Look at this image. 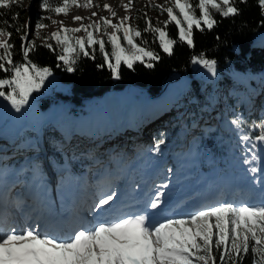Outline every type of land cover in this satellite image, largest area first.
I'll return each mask as SVG.
<instances>
[{"label": "snow or ice", "instance_id": "1", "mask_svg": "<svg viewBox=\"0 0 264 264\" xmlns=\"http://www.w3.org/2000/svg\"><path fill=\"white\" fill-rule=\"evenodd\" d=\"M19 3L22 0H0V12ZM234 3L235 0H171V6L168 7L151 5L166 12L169 19L163 26H154L145 13L143 31L156 36L163 52L172 55L173 46L177 43L186 42L187 46L194 47V27L201 31L205 30L203 26L212 29L217 23L214 14L223 17L238 15L240 10ZM258 4L264 12V0H258ZM62 5L51 8L49 0H41L40 7L65 16L69 14L70 5L77 8L99 7L92 0H85L83 4L80 0H62ZM102 7L111 12L113 18L117 16L111 5L105 3ZM122 7L126 12L131 11L133 0H128ZM97 16L98 12L92 11L87 24L84 23V17L73 16V22H80V27H68L61 20L60 29L53 31L48 37L60 48L57 59L67 66L68 72L74 71V65L81 56L95 59L97 53L103 60L98 66L103 67L106 63L117 79L120 78L122 63L131 69L135 62L160 59L156 52L137 42L136 38L142 36V31L127 24L133 17L126 15L118 23H113L106 16L97 21L94 19ZM48 19L51 20V17ZM51 23L56 24L57 21L51 20ZM0 24L5 25L0 26V98L19 112L29 104L32 94L45 86L52 70L38 66L29 59L34 43H22V59L15 61L14 46L10 42L13 33L7 31V21L0 20ZM169 24L178 29V40L169 38V33L165 30ZM47 26L42 21L35 25L37 29ZM22 27L27 29L31 24L29 22ZM109 28L115 31L108 32ZM82 30L87 34L86 38L75 35ZM15 31L19 32L21 28H16ZM101 32L104 36L98 38L95 34ZM5 36L9 39H5ZM105 36L111 44L110 51H106ZM121 38L126 41L127 46L122 45ZM20 40L28 41L27 33L20 36ZM46 47L55 51L52 43H47ZM192 62L203 65L215 76V60L206 59L201 54L193 57ZM147 66L152 67L153 64L149 62ZM230 124L236 130L242 146L251 143V147L247 148L252 153L251 159L246 157L244 163L259 161L261 158L254 152L257 145L251 140L249 132L245 131L243 118L237 115ZM251 128L261 130L256 140L264 144V120L259 125L253 123L249 131ZM162 143L163 139L157 143V152ZM249 171L257 173L261 171V165L257 163ZM162 195L163 193H159L148 207L156 209ZM115 199L114 191L101 195L93 212L110 206V202ZM249 253L254 254V264H264V205L207 206L186 217L169 218L164 222L156 221L143 213L111 220H98L94 217L89 226L75 229L66 238L42 233L37 226L0 227V264H242Z\"/></svg>", "mask_w": 264, "mask_h": 264}, {"label": "rangeland", "instance_id": "2", "mask_svg": "<svg viewBox=\"0 0 264 264\" xmlns=\"http://www.w3.org/2000/svg\"><path fill=\"white\" fill-rule=\"evenodd\" d=\"M84 2L85 0H80L81 4ZM127 2L128 0H92L94 5H99V7L94 8H77L76 6L70 5L69 14L67 16L64 14H55L51 17V20H56L57 23L63 20L64 25L68 27H80V22H73V16L80 15L84 17V23L87 24L89 22L88 17L91 16L92 11H97L98 16L94 18L95 20L99 21L100 17L106 16L109 19H112L113 23H118L121 17L130 15L133 17V19L128 21L127 24L137 28V25L135 24L137 16H144L145 13L147 14V17L153 19V21L159 24V26H163L164 22L168 21L169 19L166 12L161 11L159 7H152L151 5H163L164 7H168L171 6V0H133V7L131 11L126 12L122 7V4ZM105 3L111 5L113 10L119 8V13H117L115 18L112 17L111 12L103 9L102 6ZM37 5L38 4L36 0H26L25 6L29 11L38 8ZM48 20L49 23L46 24L48 25L46 28L37 29L33 25L31 26L32 29L28 35V41L30 43L55 42L54 40H49L48 37L53 31L59 30L61 26L59 24L58 27H56L57 23L52 24L51 20ZM165 30L168 31L167 28ZM112 31L115 30L111 28L108 29V32ZM75 35L86 38L87 34L82 30ZM95 35L99 38L104 36V33L101 32ZM4 38L7 39V36ZM104 38L106 40V36ZM122 40L123 39L121 38V42ZM236 75L238 78L237 81L231 84L224 83L220 86L218 83L220 82V75L216 72L215 76H213L210 70H208L207 79L212 82L214 86V90L212 92L213 98L210 100L209 107L206 106L200 109L198 116L195 117L192 111L188 110L186 107V100L184 99L185 85L181 81L167 85L165 92L156 99L146 96L140 89H135L128 94V106L125 109H119L117 106V96L111 95L103 99H93L89 104V114L87 116L73 117L65 114L61 115L62 109L55 108L52 115L46 116L44 118V122H40L37 116L39 111L36 103L37 97L31 96L29 98V104L22 108L23 111L21 109L19 112L12 108L9 102L0 103V175L3 172V162H5L8 157H13L16 154L14 147H17L18 144L16 141L11 142V138L18 137L23 128L32 127L35 128V130H38L37 137L39 143L41 139L42 127L48 126L49 130L57 133L60 137L59 140L55 141L57 150L65 151L71 149L73 146H81L87 150V153L85 154L87 160L79 166L82 169V172L79 174L75 173L77 176L82 173L89 172L90 176L93 178L94 175L100 176V174L105 171L109 172L103 173L104 176H100V178L97 179L100 184H104L109 178L116 180L117 176L120 175L117 170L119 167L124 166L122 156H118L113 164H110V162L112 163L113 160L111 153L114 148L116 146L121 148L124 146L122 144V142H124V136V138L127 140L125 142H128L127 144L129 147L131 146L125 151V159L129 161L131 160V157L133 158L143 155L141 158V160H143L142 164H132L131 161L130 163L125 164V168L128 170L127 174H130V180L131 175L136 177L140 171V177H143L146 181L142 182L141 184L137 183V186H133V182L131 180L129 184L130 186L127 185V188L131 187V189L135 191V195L138 197L147 196L146 191L148 190L149 193L152 192L153 194H156V192L163 193L162 197H164V195H174L178 192L185 191L188 186L190 188L194 185H188L189 183H193V181L197 182V179L199 180L202 177L204 178V181L209 182L210 176H212V174L218 175V173L219 175L217 180L220 181L218 183L219 186H221L220 184L222 182H227L230 180L240 182H244L245 180L249 181V179L255 175V173H251L249 171V168L255 166L257 163L260 165L261 163H264V144H261V142L256 139L252 140L257 145V147L254 149V152L261 159L259 161H253L252 164H245V158L247 157L251 159L252 156V153L247 151V148L251 147V143H248L244 146L241 145L239 136L236 130L230 124V121L237 115L244 119V117L248 114L252 115L256 112V99L259 98L258 94L260 97L262 94H264V83L258 81L256 84L257 92H253L252 90H247L243 87V81L241 79L242 77L252 79V77L246 75L244 76L240 72H236ZM46 81L48 84H51L49 79ZM231 98L233 99V104L230 101ZM169 103L176 104L174 112L176 117L174 114L167 113V107ZM138 104H141L142 106L143 116L145 119V121L143 120L145 126L143 125L144 127L142 130L134 129L136 127L135 107ZM13 116H18L20 119L17 120L16 123H11L10 118ZM191 119L193 120L190 122V124H187V121ZM96 121L99 122L100 130L108 125L109 129H111L109 136L112 138V140L108 141L107 139H109V137L104 136H101L97 139L93 138V126L95 125ZM260 123V121L255 122L257 125ZM125 125L126 128H124ZM117 126H120V131L123 132L121 135L123 136H120L118 132L113 133ZM176 126L181 127L183 132L173 137L168 143L167 146L173 147V150H166L163 154H158L154 148L153 138L156 137L158 131L167 132ZM216 128L220 129V131L224 133L225 136H230V139H233L230 141L233 144V150H230L223 158H217L213 162V164L216 165L215 168H210L209 170L202 172V163L204 160L200 158L201 156L198 153L197 134L201 130L209 131ZM254 131L260 134L261 130L259 128H254ZM115 135L119 136L121 139L115 138ZM98 151L105 153L106 157L104 158V161H98L95 159V154ZM121 154L122 149L120 150V155ZM38 158H41V161L38 163L43 166H47L46 163L48 162L49 166H47V168L49 170H51L50 168L54 169L56 174L72 173L70 170L59 171L54 166V159L51 158L50 155L45 158L43 153H39ZM46 166L43 167L44 170L42 171L39 169V166L36 164V162L31 159L29 160L28 158H24L23 162L18 168L13 170L10 169L11 171H9V173L5 176L19 175V180L26 181L29 180L30 175H34L33 179H36L39 173H44ZM98 168H102V171L98 172ZM220 171L225 174H220ZM261 176L262 177L260 179H263L264 175H262V172ZM84 179H88L89 182L92 181L89 178ZM97 180L95 184H98ZM153 180L154 183L152 182L153 184H151V181ZM109 184L114 186L115 182L111 181ZM211 184L212 183L210 182V185ZM218 184L216 186L217 188H220ZM261 184H264V182H260V185ZM257 185L259 186V184L256 183V185L253 187L254 190L257 189ZM138 186L141 187L142 190H139ZM99 189L102 190L101 186ZM231 190H233V187L230 189L228 188V195L232 197L231 199L237 201L239 197L235 194L234 196H231ZM234 190L240 192V190L236 188H234ZM187 191L193 192L191 189ZM199 198L204 200V197L199 196ZM224 198L227 200L225 196ZM167 199L169 198L167 197L166 200ZM222 204L237 206L221 200L214 206H219ZM88 215V220L92 221V217L94 216H92L90 213H88ZM169 218L180 217L170 216ZM23 223L29 222L28 220H24ZM25 227H28V225Z\"/></svg>", "mask_w": 264, "mask_h": 264}, {"label": "trees", "instance_id": "3", "mask_svg": "<svg viewBox=\"0 0 264 264\" xmlns=\"http://www.w3.org/2000/svg\"><path fill=\"white\" fill-rule=\"evenodd\" d=\"M38 8L28 10L25 6L26 0L22 3L15 4L11 8L4 9L0 12V20L7 21V31H11L13 35L10 42L14 46V60L21 61L22 59V43L27 45L29 41H21L20 36L27 33L29 35L30 28L22 26L30 22L31 26L38 22L45 24L49 23L48 17L54 16L51 10H43L41 0H36ZM194 2V0H190ZM50 7L63 6L62 0H49ZM234 6L240 12L238 15L223 17L220 14H214V19L217 23L212 29L204 31L194 27L193 42L194 47L177 43L173 46L172 55L164 53L159 47V41L156 36L150 32H144L145 19L139 15L136 18L135 24L142 31V36L136 38L141 46L147 47L156 52L160 59L154 61H145V63L135 62L130 69L125 64H121L120 78L117 79L107 67L105 63L103 67H99L103 60L97 53L95 59L83 57L74 65V71L68 72L67 66L62 61L57 59V54L60 48L52 43L55 51L46 47L47 43L33 42L35 47L29 53L31 59L38 66L49 67L52 70V75L48 78L51 84L45 81V86L35 92L32 96L37 97L36 103L39 108L38 118L40 122H44L46 116H50L55 108L63 110V114L73 117H84L89 114V104L93 99H103L111 95H116L119 109L127 108L128 94L135 89H140L144 94L152 99L159 98L166 89V86L174 82L181 81L185 85L184 99L186 107L191 110L195 116H198L200 109L209 107L212 92L214 90L213 83L207 79L208 70L203 65L194 64L193 57L203 54L204 58L216 61V72L220 75L219 85L224 83L231 84L237 81L236 72L242 73L244 76H251L252 79L242 77L243 87L247 90L257 92L256 84L264 83V12H262L258 0H235ZM199 15V13H197ZM151 19V18H150ZM153 21V19H151ZM154 26H159L153 21ZM0 26H5L0 24ZM16 28H21V31H15ZM169 38L178 40V29L169 24L167 27ZM7 39H9L7 37ZM147 42V43H145ZM122 45H126V41L122 40ZM106 51L111 50V44L107 42L105 45ZM114 63V58H112ZM26 62V61H24ZM151 62L152 67H148L147 63ZM2 75V73H0ZM220 89V88H218ZM56 94V95H55ZM256 99L257 110L252 115L244 117V129L249 132L251 140H255L259 135L254 128L250 126L256 121L264 120V94H258ZM257 96V97H258ZM233 104V99H230ZM0 103H7L3 98H0ZM175 103H169L167 107L168 114H174ZM23 111V109H22ZM135 128L142 130L144 125L143 109L141 104L135 107ZM176 117V114H174ZM18 116L10 118L11 123H16L19 120ZM144 120V121H143ZM193 119L187 121V124ZM39 122V123H40ZM38 123V125H39ZM144 125V126H143ZM99 122L96 121L93 126V138L97 139L101 136L109 137L111 129L108 125L100 130ZM46 127V128H44ZM101 133H100V131ZM43 134L49 148V155L54 159V166L59 170H70L77 172L80 170V165L86 162L87 150L81 146H73L69 150H57L55 141L59 140V135L48 129V126L42 127ZM181 127H174L171 130L158 131L154 137V148L157 143L163 139V143L159 145L158 154H163L166 150L172 151L173 147H168V143L173 137L181 134ZM38 130L32 127H25L21 130L16 139L17 147H14L15 155L8 157L3 166L6 170L18 168L24 158L33 160L40 167L41 158H38L40 153L38 146ZM92 136V135H91ZM198 136V153L204 160L202 168L207 171L210 168L216 167L213 162L217 158H223L230 150H233V139L230 136H225L220 129L205 131L201 130ZM95 159L104 161L105 153L97 152ZM141 156L131 158V162H140ZM102 168H98L101 171ZM95 176V175H94ZM214 250V255H215ZM254 254L249 253L242 264H254Z\"/></svg>", "mask_w": 264, "mask_h": 264}, {"label": "bare ground", "instance_id": "4", "mask_svg": "<svg viewBox=\"0 0 264 264\" xmlns=\"http://www.w3.org/2000/svg\"><path fill=\"white\" fill-rule=\"evenodd\" d=\"M114 11L116 13H119V8L114 9ZM58 25L59 23L56 24V27H58ZM114 130L115 131L113 133L118 132L120 136H123L121 135L123 132H121L119 129L115 128ZM115 138H120V137L115 135ZM107 140L110 141L112 140V138ZM123 140L124 142H122V144L124 146H122V148L116 146L111 153V155L113 156V160L112 163L110 162V164H113V162L116 160V158H118V156H122L124 161L123 162L124 166L119 167V169L117 170L118 173L120 174L116 178L118 184L116 180L113 178L112 179L109 178L104 183L105 185L99 183L97 179H99L100 176H104L103 173H109L107 171L101 173L100 176H94L92 178L89 172L88 173L85 172L77 176L75 173L77 174L81 173L82 172L81 168L79 171L72 172L70 174L67 173L56 174L54 172V169L49 167L51 169L49 170L47 166L44 173L42 172L41 174L39 173L36 179H33L34 175H30L29 180L21 181L18 178L20 177L19 175L5 176L11 170H6L1 165L3 172L0 175V192L3 193L1 194L4 196L7 204L4 213L0 214V227L21 228L27 225L32 226L41 223L43 224V227L40 232L42 233L47 232L56 237L66 238L72 234L75 228L80 226H89V224L92 221L87 220V213H89V211L92 209V206L96 204L99 197L103 194H108L109 192L114 191L116 193V199L113 202H110V206H104V208L100 212V215L95 217L98 220L115 219L120 215V213L124 209L136 207L137 205L136 203L141 200L147 202L149 200L155 201L156 196L160 192L158 193L156 192V194H153L152 192L149 193L148 190L146 191V195L148 197L147 196L138 197L135 195V191L132 190L131 187L127 188V185L130 184L131 180L133 182V186L134 185L137 186L138 184H141L142 182H146V181L144 180L143 177H140L139 170H138L139 174L136 177H133V175H131V180H130V176H129L130 174H127L128 170L125 168L126 166L125 164H128L130 160L127 161L125 159L126 157L125 151L128 150V148H130L131 146L129 147L127 144L128 142L127 143L125 142L127 140L126 138H124V136H123ZM40 144L42 148L47 149L46 139H44V141L40 140L38 146ZM121 149H122V154L120 155ZM44 166L41 165L39 169L43 171ZM121 171H125V172H121ZM202 172H205V170L203 169ZM220 174H225V173L220 171ZM218 175L212 174V176H210L209 182L204 181L203 177L199 180L197 179V182L193 181V183H189L188 185L190 184L192 185L194 184V185L190 188L187 185L188 188H186V190L183 192H178L177 194L174 195H164V197L160 196V203H162V201H164L167 197L169 199H167L164 204L159 205L155 209V212L153 213L154 220L164 222L165 220H167L166 218H169L170 216L173 215H176L180 218L186 217L198 209L205 208L207 206L216 205L224 196L227 198V200L232 202L234 199H231L232 197L228 195V188L230 189L231 187H233V189L236 188L240 191H243L245 189L252 191L254 190L253 187L256 185V180L262 177L261 171H258L251 179H249V181L245 180L244 182H240V181L230 180L227 182H222L220 184L221 186H219L218 183L220 181L217 180ZM84 178H89L93 182L92 181L89 182L88 179L85 180ZM96 180L98 181V184H95ZM111 181L115 182L114 186H111V184H109V182ZM50 182L52 183V185H54L56 182H60L65 186H70L71 189L74 190L75 192H78L79 195L78 199L81 200L79 204L77 205L69 204L66 206V208L61 210V212L63 213L65 212V213L64 214L60 213V210H58L57 208L58 207L57 198L53 191L50 192V186H49ZM152 182L154 183V180L151 181V184H153ZM210 182L212 183L211 185ZM93 183L95 184V186ZM217 184L220 188H217L216 186ZM100 186L103 190V193L98 197L95 195V191L96 188H100ZM189 189L193 190V192L187 191ZM40 190L42 191V193H40ZM139 190H142V188L139 187ZM45 192L47 194H45ZM32 194H39V197H37L36 199H32L30 198V195ZM199 196L204 197V200L202 198H199ZM210 198H214L215 201L212 202ZM46 200L51 201V204L49 203L51 205V207L49 208L50 211L47 209L48 201ZM253 204L254 205L264 204L263 194L258 193V200L253 202ZM36 205L37 206L42 205V207L45 209V212L49 213L53 221L48 220L44 216H37L35 213L37 211L35 207ZM24 220H28L29 223H23Z\"/></svg>", "mask_w": 264, "mask_h": 264}]
</instances>
